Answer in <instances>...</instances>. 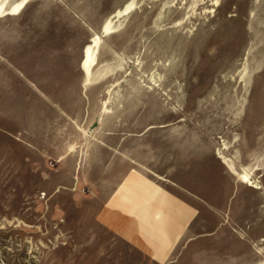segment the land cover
Wrapping results in <instances>:
<instances>
[{
    "label": "rangeland",
    "instance_id": "rangeland-1",
    "mask_svg": "<svg viewBox=\"0 0 264 264\" xmlns=\"http://www.w3.org/2000/svg\"><path fill=\"white\" fill-rule=\"evenodd\" d=\"M0 8V264L264 263V0Z\"/></svg>",
    "mask_w": 264,
    "mask_h": 264
},
{
    "label": "bare ground",
    "instance_id": "bare-ground-1",
    "mask_svg": "<svg viewBox=\"0 0 264 264\" xmlns=\"http://www.w3.org/2000/svg\"><path fill=\"white\" fill-rule=\"evenodd\" d=\"M2 11H1V8H0V13H1ZM95 41V40H94ZM92 45H90V46H88L87 47V51H86V61L84 62L85 64H83V65H85L86 67H87V69L88 68H90L89 67V63H90V61L91 62H93V59H94V57H92V54H93V52H92ZM91 66H92V64H91ZM242 177L244 178V179H248V177H249V173H244V174H242ZM262 264H264V263H262Z\"/></svg>",
    "mask_w": 264,
    "mask_h": 264
}]
</instances>
